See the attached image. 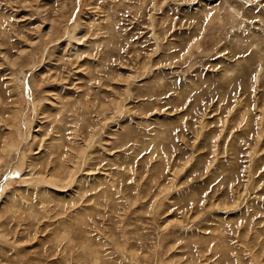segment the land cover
Returning <instances> with one entry per match:
<instances>
[{"label":"rangeland","instance_id":"obj_1","mask_svg":"<svg viewBox=\"0 0 264 264\" xmlns=\"http://www.w3.org/2000/svg\"><path fill=\"white\" fill-rule=\"evenodd\" d=\"M0 264H264V0H0Z\"/></svg>","mask_w":264,"mask_h":264}]
</instances>
